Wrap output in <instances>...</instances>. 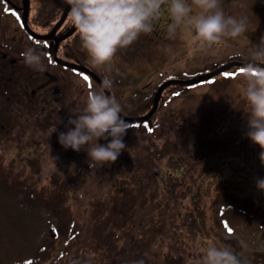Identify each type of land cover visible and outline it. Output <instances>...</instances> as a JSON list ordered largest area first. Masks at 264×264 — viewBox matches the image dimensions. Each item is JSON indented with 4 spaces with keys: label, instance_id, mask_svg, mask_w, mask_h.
<instances>
[{
    "label": "rangeland",
    "instance_id": "1",
    "mask_svg": "<svg viewBox=\"0 0 264 264\" xmlns=\"http://www.w3.org/2000/svg\"><path fill=\"white\" fill-rule=\"evenodd\" d=\"M232 2L222 0V5L226 15L248 17L245 39L238 42L226 39L221 46L196 51L192 33L186 26L178 29L174 36L167 35L163 39L161 37L168 29L163 31L156 27V34H142L133 45L117 52L112 70L118 69L119 78L124 83L119 87L125 97L121 100L123 113L130 112V99L138 105L135 111H146L151 96L149 86L155 89L167 75H194L196 71L210 67L212 62L225 61L228 56L235 55L249 40L258 42L264 34V6L260 4V7L258 0H237V6H233ZM198 11L195 9L194 13ZM238 76L231 80L215 77L210 84L170 85L172 90H182L183 98L176 100L168 99V90L160 95L159 107L153 115L154 121L159 122L161 139L154 137L150 146L153 151L155 146L162 147L161 150L170 146L169 153L175 164L170 162L168 153L161 155L159 152L158 156L152 153L147 165L140 168V173L135 164H120L119 160L110 165L89 168L88 172H78L80 187H69V195H65L64 200L72 212L63 213L65 219L73 214L83 230L84 236L79 237L75 244L78 252L90 257L85 264L108 263L104 259L106 251L99 255L100 250H94L84 239L91 238L88 233L89 230L92 232L94 222H97L98 235L102 236L108 230L106 221L116 223L114 229L118 241L109 245L114 254H117V249L129 250L132 241H149L147 247L136 250L137 259L133 264H170V257L177 253L182 258L176 264H197L204 249L213 243L230 247L241 264H254L259 254L264 258V191L256 187V180L264 179V164L259 159L261 149L258 145L244 141L237 143L246 138L247 131L244 113L247 105ZM134 92H137L136 95ZM69 113L76 115L77 109ZM34 114L26 117L31 118L34 126L25 133L15 130L10 135L0 131V175L5 173L15 184L26 182L36 189H46L44 185L50 178L57 179L65 171L64 167L70 165L66 163L75 161V156L80 154L72 155L66 161L63 154L51 152L61 128L54 127V121L47 123L45 112H40L39 107ZM181 123L183 126L178 128ZM181 133L185 137L190 135L189 141L185 137L184 140L178 139ZM132 136L134 134L129 137V143L136 140ZM163 138L167 140L164 143ZM177 146L181 152L176 151ZM167 163L175 165L176 169L188 168L187 175L190 170L191 173L178 182L165 181ZM128 166H131L129 170ZM138 180L144 182L146 189L138 194L135 203H131L134 194L131 191L128 195L124 194L125 189L131 188L136 193ZM57 185L58 182L53 188L57 189ZM53 193L56 194L54 190ZM95 199L103 206L113 200L109 201L110 211H104L111 217L103 221L91 216L102 207L95 205ZM128 206H131L130 209H127ZM135 209L139 212L136 213ZM131 211L134 213L130 214ZM138 218V226H129ZM52 221L55 222V219ZM228 228L233 230L232 234H229ZM63 245L64 242H57V250ZM68 248L71 254L74 253V243L68 244ZM54 255L52 259L56 258ZM64 255L67 256L65 251ZM124 259L128 262L130 258L125 254ZM114 260L115 264H122L123 257L118 254Z\"/></svg>",
    "mask_w": 264,
    "mask_h": 264
},
{
    "label": "clouds",
    "instance_id": "2",
    "mask_svg": "<svg viewBox=\"0 0 264 264\" xmlns=\"http://www.w3.org/2000/svg\"><path fill=\"white\" fill-rule=\"evenodd\" d=\"M69 6L68 19L78 34L80 47L88 63L101 74L99 86L87 91L84 107L70 115L66 132H60L58 142L65 149L80 152L95 141L87 152L89 168L114 163L126 149L124 137L131 129L121 113L119 100L109 95L114 87L111 75L118 51L133 45L142 34H151L155 22L166 7L171 23L169 36L185 26L192 33L196 51L221 46L227 40L245 39L248 17L226 15L222 0H64ZM237 6V0H233ZM194 8L199 11L194 13ZM24 64L34 71H44V55L29 47L22 52ZM243 71L238 76L247 108L245 136L261 149L259 159L264 164V34L257 43L247 42L235 53ZM99 140L107 141L99 144ZM264 191V179L256 180ZM197 264H241L238 255L228 246L209 244Z\"/></svg>",
    "mask_w": 264,
    "mask_h": 264
},
{
    "label": "flooded vegetation",
    "instance_id": "3",
    "mask_svg": "<svg viewBox=\"0 0 264 264\" xmlns=\"http://www.w3.org/2000/svg\"><path fill=\"white\" fill-rule=\"evenodd\" d=\"M258 4L264 6V0H258ZM64 6V0H30L27 29L22 22V1L0 0V105L8 103L9 108L20 111L25 117L35 115L39 107L40 112H45V121H54V127L60 128L67 124L71 110L84 107L89 90L84 75L93 86L89 74L58 60L92 68L79 45L76 30L64 37L72 27L68 15L60 24L56 23ZM6 9L11 11L4 15ZM47 12L52 14L48 16ZM163 16L165 13L155 24L160 23ZM152 32L157 33V30L153 28ZM29 47L44 55L46 70L34 71L24 64L20 54ZM28 123L33 124L31 118Z\"/></svg>",
    "mask_w": 264,
    "mask_h": 264
},
{
    "label": "trees",
    "instance_id": "4",
    "mask_svg": "<svg viewBox=\"0 0 264 264\" xmlns=\"http://www.w3.org/2000/svg\"><path fill=\"white\" fill-rule=\"evenodd\" d=\"M144 125H152V123L149 121L144 123ZM145 129L147 130V127H145ZM131 130L132 134L135 135L136 132L133 129ZM184 137V133H181L180 136H178V139L184 140ZM185 138L187 141H189L190 135ZM142 139L143 141H145L144 147H141L143 148L144 159L146 160L145 164L147 165V161L152 153L154 156V151L146 143L151 142L149 141V138L145 137ZM168 148H170V146H166L164 150L162 149L160 154L164 155L166 152L171 155ZM178 148L179 147L177 146L176 151H179L177 150ZM125 155L126 157H128V160L130 162L131 160L134 161L133 164L136 165V169L141 168V166L136 162V158H138L139 155L132 156V154H130V151L128 150L125 151ZM64 180L65 179H63L62 181ZM138 182H140V180H138ZM121 188H123V186H121ZM138 188L140 187L138 186ZM49 189L51 196L49 193L45 194L46 189H36L34 187H31V185L26 182L22 184H15L6 176L5 173L0 175V221L6 222L9 226L14 225L15 228H19V230L27 232L19 234L21 241L17 238L15 240L13 238L1 239L2 237H0V264H25L26 261H31L32 264H85L86 262H89L88 260H90V257L84 255L83 252H78L76 247V244L80 239L79 237L75 239V237L79 235V228L77 227L76 221L70 217L65 219V214L63 212H68L66 211L67 207L65 206V204L55 202L61 201L60 197L63 198V195H65L64 192L59 190V188H52V190L56 192V194H54L53 192H51V188ZM138 190L139 189H136V192H138ZM130 191L131 188H126L124 194L128 195ZM131 193L136 195H132L133 198L131 200V203H135L138 199V194L135 192ZM34 201L40 205L46 206L50 211L49 214L51 218H54L56 223H52L47 220L48 224H45L39 218L38 212L32 210L30 211L26 207H24V204L32 203ZM109 201L113 202L112 199H110ZM109 201L106 202L104 206L102 202L99 201V204L102 207H100L98 211L96 210L97 212L95 211L93 217L99 218L103 221L111 217V214L104 212L106 209L105 207L108 205ZM63 203H65V201ZM110 209L111 208H109L108 211H110ZM130 214H132V212H130ZM24 217H26L27 220L24 223L20 222ZM106 222L107 223L105 224V226L107 227V229H112L110 230V232H108L107 230L104 234H102V236L98 235L99 230H96L97 222L93 223L92 230L95 232L93 237L96 238L95 242L91 240V238L86 239L89 243V246H93L94 248H96L94 250L97 251H99L100 249L99 255H102V252L106 251L105 253L107 255L104 256V259L108 260V263L115 264L116 261L114 260V258L117 257L118 254L123 257L122 264H133V262H136L135 260L137 259V254L135 252H138L136 250H141L140 243L134 242L133 244H131V250H125L124 248H121L117 249V254L112 253L114 251L109 247V245H111V243L113 242L116 243L118 241V234L114 229L116 227V223H111L110 221ZM136 222L137 221L134 220L132 224L128 225L136 226ZM48 232H50V234ZM3 234L6 236L9 235L8 232H3ZM59 241L64 242V245L59 247V250H57L56 245ZM70 243H74L75 246V248L72 249V251L74 252L72 254L70 253V250L68 248V244ZM144 244H146L147 246L149 244V241ZM63 250L66 252V255L68 257L64 255ZM56 251H58V253H56ZM54 253H56L57 257L55 259H52V255ZM125 254L130 258L128 262L124 261ZM110 256L115 257L110 258ZM181 258L182 256L179 253L173 254L169 259V261L172 260L170 264H176L177 262H180Z\"/></svg>",
    "mask_w": 264,
    "mask_h": 264
},
{
    "label": "snow or ice",
    "instance_id": "5",
    "mask_svg": "<svg viewBox=\"0 0 264 264\" xmlns=\"http://www.w3.org/2000/svg\"><path fill=\"white\" fill-rule=\"evenodd\" d=\"M17 19H19V17H17ZM242 71H243V69H241V68L238 70V72H235V73H229V72L225 71L223 73V76L225 78H233L236 75H239ZM83 79L88 82V87L91 88L92 84H91V82L89 80V77L87 75H84ZM213 82L214 81H208V83H213ZM175 95H179V93H175ZM147 130L150 131V132L152 131L151 127H147ZM227 230H228L229 234H232L233 230L231 228H228ZM25 264H32V262L31 261H26Z\"/></svg>",
    "mask_w": 264,
    "mask_h": 264
},
{
    "label": "water",
    "instance_id": "6",
    "mask_svg": "<svg viewBox=\"0 0 264 264\" xmlns=\"http://www.w3.org/2000/svg\"><path fill=\"white\" fill-rule=\"evenodd\" d=\"M211 74H212V73H209L208 75H211ZM200 78H202V76H199V77H197V78H195V79L188 80V81H186V82L196 81V80H198V79H200ZM172 81H173V80H170V82H172ZM167 83H169V82H167ZM167 83H164L163 85H161V86L159 87V92L161 91V89L163 88V86H164L165 84H167ZM157 99H158V94H157V95L155 96V98H154V103H153V106H152L151 110H150L146 115L141 116V117H135V118L127 117V118H124V119H125V120H131V119H139V120H143V119H145V118H148V117L151 115V112L153 111V109L155 108V105H156Z\"/></svg>",
    "mask_w": 264,
    "mask_h": 264
}]
</instances>
